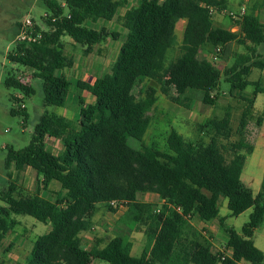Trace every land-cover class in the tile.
Instances as JSON below:
<instances>
[{
	"label": "trees",
	"instance_id": "trees-1",
	"mask_svg": "<svg viewBox=\"0 0 264 264\" xmlns=\"http://www.w3.org/2000/svg\"><path fill=\"white\" fill-rule=\"evenodd\" d=\"M127 1H46L52 14L48 30L37 43L16 45L8 60L32 69L34 78L43 81L46 106L64 107L72 82L62 71L72 62L64 54L63 37L83 47L85 54L92 53L107 38L118 36L105 29L96 30L89 23L112 21ZM226 7L227 0H141L137 7L125 12L122 23L128 33L111 73L91 83H76L94 99L93 104L86 105L79 98L80 123L76 125L45 111L29 146L18 151L7 148L9 187L0 196L4 204L0 206V247L18 225L12 217L30 216L50 224L51 230L33 242L24 264H92L94 259L110 264L264 263V252L253 240L255 231L264 224V183L254 195L241 180L246 159L254 151L247 128L256 97L264 94L262 82L249 81L253 69L264 70V59L258 53V48L264 47V23L248 14L238 21L239 34L216 27L210 9L222 11ZM181 20L186 21V27L179 45L176 27ZM235 41L247 53L238 55L225 72L230 92L244 93L249 86H255L252 98L243 97L247 107L240 120L239 140L231 143L230 149L221 143L232 137L228 113L222 120L206 124L215 132L209 143L187 141L172 129L164 151L143 144L151 124L148 113L158 99L151 88L145 99L137 100L133 93L137 84L144 80L159 82L163 94L178 105L184 104L182 99L191 101V95L200 92L202 102L214 106L218 95L213 93L222 74L214 61L203 58L201 53L222 47L224 56ZM178 46L181 55L169 61L170 52ZM6 86L30 96L31 86L17 77L9 76ZM171 88L176 90V97L170 95ZM11 114L28 117L24 107L12 109ZM263 121L259 118V125ZM47 137L61 140L65 150L54 155L46 144ZM12 168L17 173L32 168L43 177L44 190L56 181L63 192L58 193L55 202L41 198L39 193L17 197ZM140 193L156 194L162 203L139 201ZM222 198L228 199L233 217L253 209L241 232L228 231L231 258L213 253L190 223L198 217L203 222L219 219L223 224L225 219L219 218ZM101 205L110 212L127 206L134 213L137 226L144 227L146 235L140 257L131 254V244L122 236L103 248L88 249L81 244L80 235L89 230L91 218Z\"/></svg>",
	"mask_w": 264,
	"mask_h": 264
},
{
	"label": "rangeland",
	"instance_id": "rangeland-1",
	"mask_svg": "<svg viewBox=\"0 0 264 264\" xmlns=\"http://www.w3.org/2000/svg\"><path fill=\"white\" fill-rule=\"evenodd\" d=\"M46 1L51 0H0V196L1 193L8 189L9 178L8 172L5 169V161L7 157V148L13 147L15 150H22L30 145L34 128L39 121V118L48 111L49 114L56 116L65 117L76 125L79 124L80 120V104L79 98L84 95V91L76 87L77 78L92 81L93 77H98L103 74H110L111 69L118 58L120 49L125 42V36L127 30L123 26V16H118L113 24L109 25L106 22L91 24L95 29H105L108 33H114L118 37L113 39L112 37L107 38L101 44L95 46L94 52L89 58L85 54V49L81 46L74 44L70 37L63 39V45L66 50V54L69 57H75L76 69L67 70L68 78L75 84L70 89L67 103L64 107L46 106L44 103L43 93V81L38 78H34V71L29 68H25L21 65L14 64L8 60V55L13 53L16 45L21 42L18 39V30L20 25L27 19H33L36 28L40 30H48L47 21L51 17V13L46 7ZM262 1V4L259 2ZM229 5L233 10L238 13L244 6L248 7V14L256 15L262 19L264 18V0H258L255 5L248 4L247 0H228ZM248 4V5H247ZM262 10V13H261ZM247 14V15H248ZM218 15H215L216 18ZM222 17V16H221ZM224 18H228L227 15ZM214 19V18H213ZM217 19V18H216ZM215 19V20H216ZM234 23H238V20L233 19ZM229 19H226L225 23L228 24ZM183 26L178 27L176 31L179 45L183 39ZM236 48L239 51L246 53V49L241 46L238 42H235ZM210 53H214L213 49L208 50ZM181 55L180 46L172 50L168 56V60H175ZM240 52H234L233 61L228 62V58L221 56L219 62L215 64L221 72L222 77L220 81V87L214 91V95H218L216 104L214 106L205 105L201 99V93L195 92L191 95L192 100L186 101L182 99L183 105H178L171 100V97L163 94L162 85L155 80H144L135 87L133 93L137 100H143L146 98L148 91L152 88L156 91L157 103L148 113L151 124L147 130L143 144L149 146H157L160 150L164 151L167 147V139L172 129L177 130L187 141L195 143H209L215 132L206 128V124L210 120L220 121L229 113L231 115V128L232 137L230 140H221V143L225 145L227 149H230L231 143H235L239 140L240 136L238 129L240 126V120L243 112L246 110L247 102L243 97H252L251 92L254 87H250L247 92L231 94L230 84L226 82L225 72L235 63ZM87 57L85 63L88 67L92 66V71L85 70L83 61L80 62L79 57ZM264 59V58H263ZM93 64V65H92ZM86 66V67H87ZM82 71V74L80 73ZM89 74V75H88ZM9 76L22 77V79H29L27 82L31 86L30 96H25L19 90L8 88L6 86V79ZM249 79L253 82L262 80L264 84V70L253 69ZM170 95L173 97L177 96V92L174 88L170 89ZM245 95V96H244ZM84 103L89 105L92 103V97L87 96L83 98ZM22 107L25 108L28 117L19 114L13 116L11 114L12 109L19 110ZM259 118L264 119V94H259L256 99V104L252 110V117L248 125V139L257 145L259 148L264 147V125H259ZM259 138V139H258ZM258 139V140H257ZM59 145L62 142H58ZM56 143L53 145L54 154L60 153V148ZM63 145V144H62ZM229 156V154H227ZM13 176V183L16 184L17 192L15 196H33L37 194L40 185L34 180L33 185L30 183L29 190H24L22 186L20 176L16 177V172L10 171ZM38 179L42 181V176L39 175ZM55 184V185H54ZM248 186V185H246ZM253 192H260L261 185L248 186ZM61 191V185L57 182H53L48 196L53 197L56 200L57 193ZM138 200L142 202H149L155 204H161L158 200V196L152 193H140ZM228 199L222 198L220 201V217L225 218L224 228H217L222 231L221 234H212L207 232L205 237L200 236L201 242L209 245L214 253L227 252V242H225L226 236H228V229H234L237 232H241L242 228L249 222V217L252 209L246 211L238 217L231 216V212L228 209ZM0 206H4L0 200ZM99 212L109 213L106 206L101 205ZM12 219H16L20 222L15 227L14 232L8 234L7 239L3 242L0 247V264H24L29 255L32 243L40 236L47 234L51 230L50 224H44L39 222L30 216H13ZM113 223V221H112ZM197 224V221H195ZM216 220L207 222L209 227H213L216 224ZM101 225V223H99ZM118 229L115 226V229ZM200 233L203 229H198ZM144 227H136L133 229L134 246L132 249V255L140 257L144 246L146 244V235L144 233ZM84 233V232H83ZM95 235V236H94ZM214 240H212V236ZM95 240L98 239L104 244V247L111 238L106 232H99L92 235ZM192 236L190 237V239ZM255 245L264 252V224L261 228L257 229L254 234ZM106 242V243H105ZM87 243H85L86 245ZM93 264H110L108 262L95 259ZM264 264V263H263Z\"/></svg>",
	"mask_w": 264,
	"mask_h": 264
},
{
	"label": "crops",
	"instance_id": "crops-1",
	"mask_svg": "<svg viewBox=\"0 0 264 264\" xmlns=\"http://www.w3.org/2000/svg\"><path fill=\"white\" fill-rule=\"evenodd\" d=\"M140 1L141 0H128L127 1V6H125L124 8H122V9H120L119 10V12H118V14L115 16V18L112 20V21H109V22H107V21H97V22H93L92 24H96V23H101V22H106L107 24H109V25H111V24H113L114 23V21L116 20V18H118V16H124V14H125V12L128 10V9H130V8H133V7H137L138 5H139V3H140ZM165 0H160V2H164ZM258 2V0H251L250 1V4L251 5H255L256 3ZM260 4H262V1H260L259 2ZM62 6H63V4H62ZM63 8H65V13L66 14H68V11L66 10V7L65 6H63ZM226 9L227 10H232V11H234L233 10V8L229 5V2H228V0H227V7H226ZM261 13H262V10H261ZM258 11H256V17H258L259 19H260V21H261V23H264V18L262 19L261 17H262V14H261V17H259L258 15ZM218 16L215 18L214 17V25L216 26V27H219V28H222V29H224V30H226V31H229V32H232V33H240V31H241V26H240V23L238 22V23H234L235 25H233V22H235V21H233V19L232 18H230L229 16H228V18H226V19H229V22H228V24H226L225 23V21H226V19L224 18V16L225 15H222V14H217ZM222 16V17H221ZM216 19V20H215ZM90 24V23H89ZM91 25V24H90ZM183 26V30H182V33L184 34V30H185V27H186V21L185 20H181V21H179L178 22V24H177V27H176V31H178V27L179 26ZM93 27V26H92ZM94 28V27H93ZM95 29V28H94ZM97 30V29H96ZM127 30V29H126ZM47 31V30H46ZM127 33H128V31H127ZM127 33H126V36H125V38L127 37ZM65 37H63V39H64ZM63 39H62V42H63ZM183 40V39H182ZM125 41H126V39H125ZM74 42V41H73ZM235 42H238V41H235ZM235 42H232L231 44H230V48H229V50H228V52H226V54L223 56L222 54L220 55V59H221V56H223L224 58H228L229 60H228V62H230V61H233V57H234V52H240L241 54H246V53H244V52H241V51H239V49H237L236 48V45H235ZM239 43V42H238ZM74 44H76L75 42H74ZM76 45H78V44H76ZM247 45L248 46H251V44L250 43H247ZM78 46H80V45H78ZM123 46V45H122ZM242 46V45H241ZM244 47V46H243ZM122 48V47H121ZM245 48V47H244ZM246 49V48H245ZM210 50V49H209ZM93 52H94V50H93ZM92 52V53H93ZM92 53H90V54H86V56H88L89 58L91 57V55H92ZM120 53V52H119ZM258 53L262 56V59L264 58V47L263 46H261V47H259L258 48ZM64 54L71 60V62H72V65H70L69 67H67L66 69H64L63 71H62V74L70 81V82H72L69 78H68V74H66V71L68 70H75L76 69V64L77 63H75V60H74V58L75 57H69L67 54H66V50H65V48H64ZM212 54L213 53H210V51H204V52H202L201 53V56L203 57V58H206V59H208L209 61H211V62H213V60L211 59V56H212ZM79 60H80V62H82L83 61V64L85 63V59H87V57H79L78 58ZM220 59L218 60V61H216V62H213L214 64H216L217 62H219L220 61ZM116 62V61H115ZM93 65V64H92ZM87 66V64L85 63L84 64V68H83V70L82 71H85V70H87V71H89V73L92 71V66L91 67H86ZM217 67V66H216ZM218 68V67H217ZM219 69V68H218ZM220 70V69H219ZM82 71L80 72L81 74H82ZM220 72H221V70H220ZM106 74H108V73H106ZM106 74H103V75H101V76H98V77H103V76H105ZM221 74H222V72H221ZM89 75V74H88ZM98 77H93V79L92 80H94V79H96V78H98ZM86 78V80H83L82 78L80 79L79 78V75H78V80H77V82H87V83H91L92 81H89V80H87V77H85ZM221 81V80H220ZM249 81L250 82H252V83H256V82H253V81H251L250 79H249ZM260 82H262V80H259ZM259 81H257V82H259ZM73 82H72V86H73ZM75 85V84H74ZM219 87H220V83H219ZM250 87H252V85L251 86H249L247 89H246V91L245 92H247V90L250 88ZM254 87V89H255V86H253ZM85 93H84V95H83V98H86L87 96H90V97H92V95L88 92V91H84ZM244 92V93H245ZM253 92H254V90L251 92V94H253ZM243 93V94H244ZM245 96V95H244ZM69 97V96H68ZM246 98H249V97H246ZM252 98V97H251ZM256 99H257V97H256ZM92 103L91 104H93L94 103V99H93V97H92ZM255 104H256V100H255ZM90 105V104H89ZM59 117H62V116H59ZM62 118H64V119H66L65 117H62ZM40 119V118H39ZM66 120H68V119H66ZM81 121V116H80V119H78V121ZM69 121H73V120H69ZM80 123V122H79ZM263 125H264V121H263ZM259 139V138H258ZM257 139V140H258ZM58 142H62L61 140H59V139H56V138H52V137H47L46 138V144H47V146L49 147V148H51V150H52V152H53V145H56V143L58 144ZM62 144H63V142H62ZM59 145L58 144V146H59V148H60V153L58 154V155H60L65 149H64V144L63 145ZM54 153V152H53ZM54 155H56V154H54ZM58 155H56V156H58ZM11 171H15L14 170V168H12L11 169ZM16 172V171H15ZM17 176H20V179H21V181H23V183H22V186H26V187H23L24 188V190H27V191H30L29 190V185H30V183L33 185V182H34V180L40 185V189H38L39 190V192L37 191V193H39V196L41 197V198H43V199H46V200H48V201H50V202H55L56 200H54V198L53 197H49L48 196V191L50 190V188H51V186L53 185V182H56V181H53V182H51V184H50V186H49V188H48V190H44L43 189V186H42V181H43V177H42V181H40L39 179H38V177H39V174L35 171V170H33L32 168H27L25 171H23V172H21V173H17L16 172V177ZM32 176H34L35 177V179L33 180L32 178ZM241 180H242V182H243V184L246 186V185H248V186H258V185H261V187H262V185H263V183H264V147L263 148H259L257 145H254V151H253V153L250 155V156H248L247 157V159H246V162H245V166H244V170H243V173H242V176H241ZM58 183V182H57ZM60 184V183H59ZM55 185V184H54ZM248 186H246V187H248ZM249 188V187H248ZM250 189V188H249ZM261 191V190H260ZM60 192H63L62 191V188H61V191ZM59 192V193H60ZM253 192V191H252ZM259 193V192H258ZM257 192H253V194L254 195H257L258 194ZM145 194V193H144ZM139 195V194H138ZM156 195V194H155ZM158 196V195H157ZM57 197H58V193H57ZM57 197H56V199H57ZM158 200H160L159 199V196H158ZM229 203V202H228ZM4 205V204H3ZM229 205V204H228ZM227 205V206H228ZM228 209H229V207H228ZM219 211H220V203H219ZM252 211H253V209H252ZM252 211H251V213H252ZM231 212V211H230ZM109 213H113V214H107V213H101V212H99V209L97 210V212L94 214V216L91 218V224H90V228H89V230L88 231H86V232H84V233H82L81 235H80V241H81V244L85 247V248H88V249H90V248H92V247H94V246H99L100 248H103V247H101V245H103L104 243L103 242H100L98 239H96L95 240V237H93L92 235L93 234H96V233H99V232H106L108 235H111V238L109 239V241H107V242H110V240H112L113 238H115V237H117V236H122L123 238H124V240L127 242V243H129V244H131V254H132V249H133V246H134V242H133V238H134V235H133V229H135L136 227H137V223H136V220H135V215H134V213H132L130 210H129V208L127 207V206H121V207H119L118 208V210L116 211V212H109ZM219 215H220V212H219ZM251 215V214H250ZM232 216V215H231ZM219 218H221L220 216H219ZM223 219H225V218H223ZM16 220V219H15ZM216 220V225L215 226H213V227H209L208 225H207V222H203V221H201L200 219H198V217H194L192 220H191V225L194 227V228H198V229H203V232L202 233H200L199 232V230H197L200 234H201V236H203V237H205L206 235H207V232L209 233V231H210V233H214V234H221L222 233V231H220V229L219 228H224V223L223 224H221L220 223V220L219 219H215ZM17 221V220H16ZM112 221H113V223H112ZM195 221H197V224L195 223ZM18 222V221H17ZM99 223H101V225L99 224ZM20 224V222H18V225ZM218 225H219V228H217L218 227ZM115 226H117L118 227V229L116 228L115 229ZM15 230V229H14ZM229 230H231V229H228V231ZM12 232H14V231H12ZM11 233V232H10ZM209 233V234H210ZM95 236V235H94ZM212 236V235H211ZM212 238V240H214V237L212 236L211 237ZM7 239V238H6ZM5 239V240H6ZM253 239H254V237H253ZM4 240V241H5ZM228 241H229V234H228V236H226V238H225V242H227V245H228ZM85 243H87L86 245H85ZM106 243V242H105ZM255 243V242H254ZM3 245V244H2ZM106 246V245H105ZM2 247V246H1ZM145 247V246H144ZM32 248H33V243H32V246H31V249H30V252H31V250H32ZM30 252H29V254H30ZM213 252V251H212ZM214 253V252H213ZM220 253V252H219ZM220 254H223L225 257H229V258H231L232 257V255H233V251H232V249L231 248H227V252H222V253H220ZM142 255V254H141ZM95 260V259H94ZM92 264H93V260H92ZM239 264H250V263H247V262H245V261H242V262H240Z\"/></svg>",
	"mask_w": 264,
	"mask_h": 264
},
{
	"label": "built area",
	"instance_id": "built-area-1",
	"mask_svg": "<svg viewBox=\"0 0 264 264\" xmlns=\"http://www.w3.org/2000/svg\"><path fill=\"white\" fill-rule=\"evenodd\" d=\"M250 1L251 0H247L248 4H250ZM63 6H65V4H63ZM217 14L227 15L232 19L242 21V19L248 14V7L247 6L242 7L238 13L232 10H227V9H224L222 11L215 9V8L210 9V15L212 18H214V16ZM52 21L54 22L55 19L53 18ZM44 31L46 30L37 31V28H36V25L33 19L27 18L20 25L17 37L21 43L30 45V44H34L40 41L42 39V35ZM221 53H222V47H218L215 50V52L212 54L211 59L214 62L218 61L220 59ZM18 79L24 84H27V82L29 81V79L24 80L22 79V77H19Z\"/></svg>",
	"mask_w": 264,
	"mask_h": 264
}]
</instances>
